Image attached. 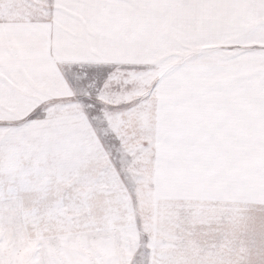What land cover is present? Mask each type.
<instances>
[{
    "label": "snow or ice",
    "instance_id": "6c2138e0",
    "mask_svg": "<svg viewBox=\"0 0 264 264\" xmlns=\"http://www.w3.org/2000/svg\"><path fill=\"white\" fill-rule=\"evenodd\" d=\"M0 264H264V0H0Z\"/></svg>",
    "mask_w": 264,
    "mask_h": 264
}]
</instances>
